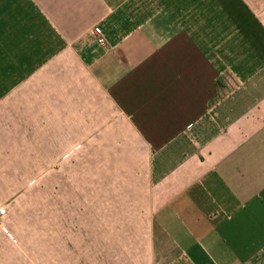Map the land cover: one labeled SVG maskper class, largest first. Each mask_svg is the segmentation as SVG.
Segmentation results:
<instances>
[{"label":"crops","instance_id":"0c3cea01","mask_svg":"<svg viewBox=\"0 0 264 264\" xmlns=\"http://www.w3.org/2000/svg\"><path fill=\"white\" fill-rule=\"evenodd\" d=\"M0 208V264H264V0H0Z\"/></svg>","mask_w":264,"mask_h":264},{"label":"built area","instance_id":"2783aa9c","mask_svg":"<svg viewBox=\"0 0 264 264\" xmlns=\"http://www.w3.org/2000/svg\"><path fill=\"white\" fill-rule=\"evenodd\" d=\"M98 44L101 46V47H104L106 46V41L104 38H99L98 39ZM7 214V210L5 208H0V219H2L5 215Z\"/></svg>","mask_w":264,"mask_h":264}]
</instances>
